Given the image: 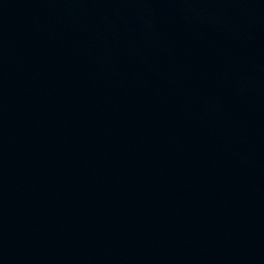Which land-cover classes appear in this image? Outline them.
I'll list each match as a JSON object with an SVG mask.
<instances>
[{
  "label": "water",
  "instance_id": "1",
  "mask_svg": "<svg viewBox=\"0 0 264 264\" xmlns=\"http://www.w3.org/2000/svg\"><path fill=\"white\" fill-rule=\"evenodd\" d=\"M0 264H264V0H0Z\"/></svg>",
  "mask_w": 264,
  "mask_h": 264
}]
</instances>
